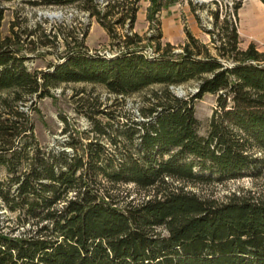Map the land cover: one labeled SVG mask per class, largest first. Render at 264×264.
I'll return each instance as SVG.
<instances>
[{
    "label": "trees",
    "instance_id": "trees-1",
    "mask_svg": "<svg viewBox=\"0 0 264 264\" xmlns=\"http://www.w3.org/2000/svg\"><path fill=\"white\" fill-rule=\"evenodd\" d=\"M13 1L0 0V264H264V196L185 188L264 171V52L239 47L241 0L211 11L210 45L186 31L180 51L158 43L152 53L132 32L139 0L22 1L85 11L114 40L108 56L89 52L86 26L79 36L62 22L24 24L16 10L3 34ZM39 48L56 60L30 69ZM77 82L102 86L106 100L80 97L87 126L62 117L63 139L41 145L37 101ZM189 82L192 95L171 89ZM139 93L132 111L126 97ZM204 94L216 98L200 135L194 102ZM128 184L145 195L120 199Z\"/></svg>",
    "mask_w": 264,
    "mask_h": 264
},
{
    "label": "rangeland",
    "instance_id": "rangeland-1",
    "mask_svg": "<svg viewBox=\"0 0 264 264\" xmlns=\"http://www.w3.org/2000/svg\"><path fill=\"white\" fill-rule=\"evenodd\" d=\"M23 0H14L12 3H5L11 9L4 13L2 21V33H8L9 21L13 18V11L21 13L25 23L33 25L36 21L42 22L49 27L59 23H65L76 27L81 36V29L87 27L85 45L90 53L112 55L117 47L114 40L107 31L94 19L89 18L87 13L74 5L47 4L30 5ZM104 2L105 0H100ZM222 5L232 4L236 0H219ZM241 7L237 11V22L239 32V47L244 49L248 44L253 43L257 50L264 52V30L257 32L249 26L248 15L252 7L251 0H241ZM215 5L211 0H139L138 11L133 25L132 32L138 33L143 41L139 46L143 47L146 53H152L159 43L163 47L166 43L171 44L175 51H180L186 41V31H189L200 42L210 45V34L208 31L213 28L211 11ZM224 11L220 12L219 19ZM256 15L259 16V12ZM24 21V20H23ZM125 28V27H124ZM124 28L116 27L118 34L124 33ZM157 33L159 35H157ZM157 35V40H150L149 37ZM159 36V37H158ZM58 50H61L59 47ZM30 58L26 65L30 69H46L49 63L55 62V51L52 48H39L29 53ZM180 87L181 94L176 90ZM196 83L189 82L171 88L177 95H192L196 92ZM83 91V92H81ZM97 94L102 101L106 100L105 89L100 85L89 83H67L51 90L50 95L37 101L36 110L31 113L35 125V135L43 146H51L57 140H62L64 126L62 117L68 122L70 129L78 127L83 129L87 126L84 115L76 112L75 108L80 97L87 98L88 94ZM4 94V93H3ZM215 95L204 94L202 98L194 102V114L198 120V133L205 135L208 129L209 119L215 107ZM140 101V93L126 97L127 106L133 111ZM0 170V174H1ZM186 189L201 197L223 200L231 193H251L256 196H264V171L257 177L244 176L238 179H227L222 182H196L185 185ZM120 199H130L145 195L143 191L137 190L133 185H123L120 188ZM130 194L126 198L125 194Z\"/></svg>",
    "mask_w": 264,
    "mask_h": 264
},
{
    "label": "crops",
    "instance_id": "crops-1",
    "mask_svg": "<svg viewBox=\"0 0 264 264\" xmlns=\"http://www.w3.org/2000/svg\"><path fill=\"white\" fill-rule=\"evenodd\" d=\"M252 8L248 15L249 26L254 31L260 32L264 30V4L261 0H251ZM256 11L260 14L256 15ZM257 12V13H258Z\"/></svg>",
    "mask_w": 264,
    "mask_h": 264
},
{
    "label": "built area",
    "instance_id": "built-area-1",
    "mask_svg": "<svg viewBox=\"0 0 264 264\" xmlns=\"http://www.w3.org/2000/svg\"><path fill=\"white\" fill-rule=\"evenodd\" d=\"M211 2L215 5V7H216V5H219L220 8L222 7V4L219 0H211ZM231 5L232 4H229V6H231Z\"/></svg>",
    "mask_w": 264,
    "mask_h": 264
},
{
    "label": "water",
    "instance_id": "water-1",
    "mask_svg": "<svg viewBox=\"0 0 264 264\" xmlns=\"http://www.w3.org/2000/svg\"><path fill=\"white\" fill-rule=\"evenodd\" d=\"M171 88H174V86H171ZM176 90L178 91V94L180 95V94H181L180 87H177ZM196 90H197V89H196Z\"/></svg>",
    "mask_w": 264,
    "mask_h": 264
}]
</instances>
